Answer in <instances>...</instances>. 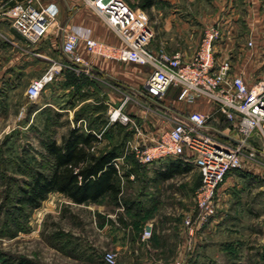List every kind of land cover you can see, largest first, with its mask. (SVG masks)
I'll return each mask as SVG.
<instances>
[{"label":"crops","instance_id":"obj_1","mask_svg":"<svg viewBox=\"0 0 264 264\" xmlns=\"http://www.w3.org/2000/svg\"><path fill=\"white\" fill-rule=\"evenodd\" d=\"M25 1L0 0V131L14 132L22 128L16 115L17 110L26 112L29 120L43 109L57 111L70 120L69 128L63 136L70 128L79 127L80 131L93 133L99 139L93 148H116L119 155L114 165L119 175L124 174L121 179L128 180L135 178L125 161L129 143H152L170 130L174 121L184 119L191 112L211 114L204 132L227 143L236 144L239 141L241 136L235 127L215 111L214 103L208 98L188 94L179 99V89L173 86L162 96H155L145 88L149 73L147 67L95 56L86 50L83 41H79L77 53L88 64L78 65L79 70L62 67L45 85L39 96L30 100L26 95L29 82L40 77L52 63L67 61L61 49L67 32L89 31L93 39L113 46H120L122 42L82 0H36V5L55 4L58 14L47 35L36 43H29L12 29L9 18L3 14L7 7ZM129 2L132 5L135 0ZM138 7L136 9L143 11L147 16L153 32L149 43V49L152 51L180 52L183 59L189 61L194 52L192 48L198 45L204 30L215 25L221 32L220 39L214 44L216 62L229 59L232 64L231 73L242 74L247 83L250 80L245 71L246 64H264V0H204L203 5L197 4L195 0H175V14L171 10L169 15L165 16L162 14L163 8L156 3L146 4L143 1ZM248 40L252 42L251 46H246ZM132 66L140 67L139 73H133ZM25 83L26 89L16 101L17 105L12 104L11 92L18 90ZM7 86L9 89L6 91ZM10 109H14L12 113L9 112ZM115 109L128 116L129 122L111 121L109 115ZM30 123L29 121L27 125L30 126ZM109 134L113 135L109 140L118 139V142L108 143L106 139ZM62 138L56 142L60 143ZM247 143L263 154L258 149L263 140L257 131L249 136ZM101 145L105 147L100 148ZM251 165V162H247V168L242 170L252 171ZM142 167L145 171L142 176L145 182L144 196L147 198L160 197L166 193L175 194V188H163V185L174 180L176 174L190 175L197 172L200 177L195 163L184 156L164 158ZM230 178L217 189V208L229 195V185L237 181L233 179V175ZM122 193L123 188L121 195ZM50 194H58L62 197L61 201L67 205L86 206L93 213H107V219L101 222L102 226L97 229L103 234L106 233L104 246L101 247L104 249L100 254L101 258L108 249L116 254V264H172L175 261L174 217L164 215L160 222L149 219L145 223V227H149L154 239H157V242H153L148 238H141L142 232L130 234L129 229L115 219L116 212L120 210L126 218V213L136 207L134 204L123 205L120 202L115 206H105L99 204L101 199L97 202L76 204L62 193ZM148 206L149 204H146L143 210L148 211ZM107 207H111V210L107 211ZM174 210L175 208L169 207L164 209V212L169 214ZM219 219L221 217L212 219L203 232L214 234L217 228L221 229L223 221L220 222ZM182 230L185 234L183 228ZM197 239L195 236L193 241L196 242ZM263 253H256L257 263H254H264Z\"/></svg>","mask_w":264,"mask_h":264},{"label":"rangeland","instance_id":"obj_2","mask_svg":"<svg viewBox=\"0 0 264 264\" xmlns=\"http://www.w3.org/2000/svg\"><path fill=\"white\" fill-rule=\"evenodd\" d=\"M124 1L133 8H139V4L145 0H135L132 5L131 0ZM149 1L163 8V16L169 15L171 10L175 14V0ZM195 2L204 4V0ZM197 46L192 48L193 55ZM245 68L249 83L264 72V64H246ZM139 69L132 66L131 71L139 73ZM26 86L25 83L11 92L12 104L17 105L16 101ZM8 89L7 86L6 91ZM16 115L22 128L14 132L0 131V264H13L12 258L17 257L28 258L33 264H105L100 254L104 250L101 247L104 246L106 233L97 229L107 219V213H93L86 206L67 205L61 201V196L50 193L36 209L19 203L21 189L32 181L36 170H49L50 160L45 152V143L63 137L70 120L49 109L41 110L30 120L26 112L17 110ZM29 121L30 126L27 125ZM110 137L113 135H108V143L118 142V139L109 140ZM258 149L263 154H258L254 161L243 159L242 167L230 171L223 181L232 175L237 180L229 185V195L218 208L216 206L215 214L205 224L221 217L219 220L223 221V227L217 228L214 234L203 232L204 226L197 231L198 241L194 242L195 237L184 234L182 230L184 218L196 213L194 194L200 184L197 172L176 174L174 180L163 185V188H175V194L147 198L143 189L144 168L130 152L125 161L135 178L120 180L123 188L121 204H134L136 207L126 213V218L122 210L117 211L115 219L131 234L137 231L141 233L149 219L160 222L164 215L174 217L175 260H182V264H256V253L264 252V143ZM247 162L252 163V171L242 170L247 168ZM99 202L105 206L117 205L109 196ZM146 204H149L148 211L143 210ZM169 207L175 210L166 214L164 209ZM154 238L151 233L148 239L154 242L157 240ZM258 264L264 263L260 261Z\"/></svg>","mask_w":264,"mask_h":264},{"label":"built area","instance_id":"obj_3","mask_svg":"<svg viewBox=\"0 0 264 264\" xmlns=\"http://www.w3.org/2000/svg\"><path fill=\"white\" fill-rule=\"evenodd\" d=\"M111 28L122 42L113 46L93 39L89 31L71 30L65 34L61 45L67 61L52 63L38 78L29 82L26 95L36 99L45 85L62 67L75 69L88 63L77 53L79 41L86 50L95 55L134 63L149 70L145 88L155 96H162L173 86L179 89L178 98L197 94L208 98L215 105V111L230 122L240 139L231 144L204 132L211 117L206 112H191L184 119L173 122L172 127L156 141L142 145L129 143L128 150L141 165L168 157L184 156L192 160L200 174V184L195 190L196 213L183 220L184 232L196 236L216 212V192L227 174L242 167L243 159L254 161L258 154L248 145L249 136L257 131L264 143V72L253 82H245L242 74H232L229 59L216 62L214 44L221 32L215 25L207 27L198 43L196 52L185 61L180 52L167 53L152 51L149 43L152 29L145 13L131 7L124 0H82ZM3 14L9 18L12 29L29 43H36L47 35L52 23L57 19L55 4H39L36 0H26L7 7ZM252 45L251 41L247 42ZM111 121L129 122V117L115 109L109 115ZM117 166V165H116ZM151 235L149 227L142 230V238ZM105 264H116V254L110 250L103 253ZM176 259L172 264H182Z\"/></svg>","mask_w":264,"mask_h":264},{"label":"trees","instance_id":"obj_4","mask_svg":"<svg viewBox=\"0 0 264 264\" xmlns=\"http://www.w3.org/2000/svg\"><path fill=\"white\" fill-rule=\"evenodd\" d=\"M149 4V0H145ZM95 134L72 127L60 143L49 140L45 152L49 158L47 172L36 170L26 188L21 189L19 203L36 209L51 192H59L76 204L97 202L109 196L115 204L121 202L120 180L114 165L119 153L116 148L97 150ZM13 264H33L28 258H12Z\"/></svg>","mask_w":264,"mask_h":264}]
</instances>
